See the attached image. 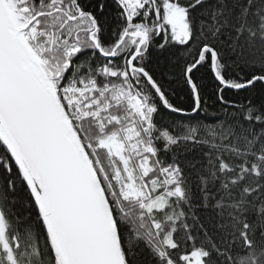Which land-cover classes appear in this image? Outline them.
<instances>
[{"label": "snow or ice", "instance_id": "obj_1", "mask_svg": "<svg viewBox=\"0 0 264 264\" xmlns=\"http://www.w3.org/2000/svg\"><path fill=\"white\" fill-rule=\"evenodd\" d=\"M0 264H264V0H0Z\"/></svg>", "mask_w": 264, "mask_h": 264}]
</instances>
